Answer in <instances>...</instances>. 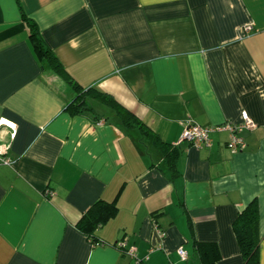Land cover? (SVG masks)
Wrapping results in <instances>:
<instances>
[{"label":"crops","instance_id":"1","mask_svg":"<svg viewBox=\"0 0 264 264\" xmlns=\"http://www.w3.org/2000/svg\"><path fill=\"white\" fill-rule=\"evenodd\" d=\"M88 88L169 144L172 165L97 97L70 112ZM242 112L255 126L241 151L226 130L209 147L180 141L186 120L214 128ZM0 119L15 125L0 128V264H131L124 240L142 264H203L201 244L215 264H244L233 222L252 202L264 264V0H0ZM102 202L115 210L92 244L77 223Z\"/></svg>","mask_w":264,"mask_h":264},{"label":"trees","instance_id":"2","mask_svg":"<svg viewBox=\"0 0 264 264\" xmlns=\"http://www.w3.org/2000/svg\"><path fill=\"white\" fill-rule=\"evenodd\" d=\"M23 19L29 28L30 38L33 42L35 50L40 54L47 55L48 58L56 64L57 69H60L55 57H53L49 50L43 46L34 23L31 22L24 14ZM75 89H77V86H75ZM76 91L77 95H75L74 99L67 106V109L70 112L77 113L81 110L88 109L86 97L89 94H91V96L97 97L100 101L106 102L116 109V113L119 116L123 126L127 128L139 129L142 135H149L162 149L163 156L167 160L168 164L172 165L175 157V151L173 149H169L170 145L166 142H163L158 137V135L153 132V130L140 121L133 113L118 104L108 94L103 92H97L91 88ZM102 204L103 206L98 208V210H94V206L91 207V209L81 216L77 223L79 229L87 235L92 244L98 243L96 242V238H94V230L115 210L113 203L102 202ZM157 212L151 214L154 221L156 220ZM233 229L237 235L239 248L244 256V264H256L260 236L258 231V215L254 202H252L241 214L236 217L233 222ZM199 246L202 247L201 252L203 264H215L217 259V250L215 246L213 244H201Z\"/></svg>","mask_w":264,"mask_h":264},{"label":"built area","instance_id":"3","mask_svg":"<svg viewBox=\"0 0 264 264\" xmlns=\"http://www.w3.org/2000/svg\"><path fill=\"white\" fill-rule=\"evenodd\" d=\"M252 29L253 27L251 24L246 25L243 28V33L247 34ZM0 121H4V120L0 119ZM2 125H8V126H11L12 128L15 127V125L10 122L0 123V128L2 127ZM182 125H183V129L180 135V141L186 140L191 145H193L195 148L209 147L211 145L209 134L213 129L228 131L229 138L227 142V147L232 152L241 151L245 147V142L238 135V133L242 129H252L255 126L254 122L251 120V118L248 116L246 112L241 113V121L239 123H233V122L227 121L223 125L216 126L213 128L211 126H201L195 122L186 120L183 122ZM13 135L14 133L11 134V136ZM9 148H10L9 142L0 143V162L2 164H5V165L11 164V160L8 156ZM118 246L120 247L121 252L124 255H127L130 257L132 261L131 264H142L143 263V260L137 258L134 246L127 245L125 240L119 242ZM177 254L181 260H185L188 257L187 252L182 247H179L177 249Z\"/></svg>","mask_w":264,"mask_h":264},{"label":"snow or ice","instance_id":"4","mask_svg":"<svg viewBox=\"0 0 264 264\" xmlns=\"http://www.w3.org/2000/svg\"><path fill=\"white\" fill-rule=\"evenodd\" d=\"M5 121H0V123H4Z\"/></svg>","mask_w":264,"mask_h":264}]
</instances>
